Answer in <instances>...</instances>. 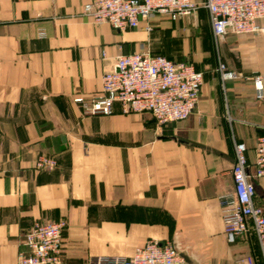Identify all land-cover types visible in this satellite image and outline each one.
Wrapping results in <instances>:
<instances>
[{"label": "crops", "instance_id": "1", "mask_svg": "<svg viewBox=\"0 0 264 264\" xmlns=\"http://www.w3.org/2000/svg\"><path fill=\"white\" fill-rule=\"evenodd\" d=\"M86 2L0 0V264L16 263L21 236L35 223L61 219L64 264L130 257L149 241H170L192 264L258 256L252 234L227 243L219 200L232 191L234 143L245 145L253 172L256 139L264 135V35L228 34L214 43L202 7L176 21L154 17L150 33L145 22L117 32L83 16ZM203 25L191 51L199 68L175 61L203 73L187 120L159 124L118 106L109 116L88 115L74 101L88 104L100 95L101 78L118 55L167 58L153 53L161 49L156 40L195 34ZM219 63L243 77L221 83ZM256 75L263 79L261 100ZM39 156L57 167L36 171ZM253 183L254 202L264 210V178Z\"/></svg>", "mask_w": 264, "mask_h": 264}, {"label": "built area", "instance_id": "2", "mask_svg": "<svg viewBox=\"0 0 264 264\" xmlns=\"http://www.w3.org/2000/svg\"><path fill=\"white\" fill-rule=\"evenodd\" d=\"M202 7L208 13L211 34L216 43L228 34L264 35V0H87L82 14L94 24L107 23L117 32L138 29L145 22V31L153 30L154 17L176 21L194 15ZM39 37H44L42 30ZM104 57V53H102ZM215 73L221 83L243 76L228 71L219 63ZM203 84V73L188 62H175L148 51L118 55L111 68L101 78V93L88 104L81 103L86 114L109 116L115 106L122 113L148 114L157 123L187 120L194 112ZM255 98H263V79L252 78ZM234 163L231 167L232 191L220 197L223 232L227 243L241 236L254 235L259 255H248L238 264H264V210L254 202V179L264 178V135L256 139L253 172L249 171L246 147L234 143ZM55 159L39 156L36 171H53ZM64 219L35 223L21 236V249L15 264H64L62 261ZM85 264H192L186 261L170 241L161 245L149 241L130 257H90Z\"/></svg>", "mask_w": 264, "mask_h": 264}, {"label": "rangeland", "instance_id": "3", "mask_svg": "<svg viewBox=\"0 0 264 264\" xmlns=\"http://www.w3.org/2000/svg\"><path fill=\"white\" fill-rule=\"evenodd\" d=\"M205 32L204 25L200 26L195 31V34L189 32L188 34H184L183 31L181 33H177L174 38H160L156 40L157 44L161 45V49L159 51L153 52L155 54L165 55L166 57L173 59V60H188L193 62L197 68H199V63H196V59L198 57L192 56L191 51L193 49V39L194 37L199 38L203 36ZM185 48H189L188 54L183 55ZM165 51V52H164Z\"/></svg>", "mask_w": 264, "mask_h": 264}, {"label": "trees", "instance_id": "4", "mask_svg": "<svg viewBox=\"0 0 264 264\" xmlns=\"http://www.w3.org/2000/svg\"><path fill=\"white\" fill-rule=\"evenodd\" d=\"M168 58V57H167ZM171 60H173V59H171ZM174 61H179V60H174Z\"/></svg>", "mask_w": 264, "mask_h": 264}]
</instances>
